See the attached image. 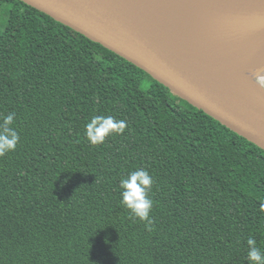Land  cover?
<instances>
[{"label":"trees","instance_id":"obj_1","mask_svg":"<svg viewBox=\"0 0 264 264\" xmlns=\"http://www.w3.org/2000/svg\"><path fill=\"white\" fill-rule=\"evenodd\" d=\"M0 264H249L264 250V151L149 74L20 0H0ZM124 120L103 145L93 116ZM153 177L151 230L119 181Z\"/></svg>","mask_w":264,"mask_h":264},{"label":"water","instance_id":"obj_2","mask_svg":"<svg viewBox=\"0 0 264 264\" xmlns=\"http://www.w3.org/2000/svg\"><path fill=\"white\" fill-rule=\"evenodd\" d=\"M20 1L114 52L264 151V87L255 78L264 63L255 76L248 73L253 89L222 78L207 58H217L223 38L222 59L233 69L246 63L262 44L264 0ZM212 21L224 26L223 36L206 25Z\"/></svg>","mask_w":264,"mask_h":264},{"label":"clouds","instance_id":"obj_3","mask_svg":"<svg viewBox=\"0 0 264 264\" xmlns=\"http://www.w3.org/2000/svg\"><path fill=\"white\" fill-rule=\"evenodd\" d=\"M258 84H264V77H257ZM16 113L10 112L0 117V157L15 152L21 137L13 126ZM127 128L124 120H117L112 116H93L85 125V138L93 146L103 145L113 135H123ZM155 183L153 177L146 169H138L129 172L119 181L120 203L131 215L145 224V228L151 230L154 223L151 213L154 201L150 192ZM264 212V204L260 205ZM247 244V260L249 264H264V250L257 245L254 236H249Z\"/></svg>","mask_w":264,"mask_h":264},{"label":"bare ground","instance_id":"obj_4","mask_svg":"<svg viewBox=\"0 0 264 264\" xmlns=\"http://www.w3.org/2000/svg\"><path fill=\"white\" fill-rule=\"evenodd\" d=\"M206 25H209L212 27V29L216 28V32H215V37L218 35H222L223 36V31L225 30L224 26L217 22V21H212L207 23ZM199 29H201V24L198 25ZM201 31V30H200ZM191 35V34H190ZM193 37V35H191ZM222 39L223 38H218L219 40V45H218V52L216 55V57H214L212 60H210L209 56L207 55L208 58V62L209 65L212 67V69L218 74L220 75L222 78H227L229 80L233 79V80H237L240 82L245 83L247 86H251L253 89H258V86L252 82V74H248L249 72H256L260 69H262V67H260V65L262 63H264V35H263V40H262V44L255 48L254 50L250 51L247 53V55L244 57L246 60L245 64H242L240 67V69H233L232 67H230V62H228L225 59H222L223 57V53L225 51V42L222 43ZM204 52L206 53V51L204 50ZM224 64L223 65V61ZM224 67H230L228 69H224ZM245 69H249L248 72H245ZM255 76V73H254Z\"/></svg>","mask_w":264,"mask_h":264},{"label":"rangeland","instance_id":"obj_5","mask_svg":"<svg viewBox=\"0 0 264 264\" xmlns=\"http://www.w3.org/2000/svg\"><path fill=\"white\" fill-rule=\"evenodd\" d=\"M263 69H264V68H263ZM257 77H258V76L255 77V78H256V81H257ZM259 77H264V70H263L262 72L259 73ZM262 86L264 87V84H262Z\"/></svg>","mask_w":264,"mask_h":264}]
</instances>
